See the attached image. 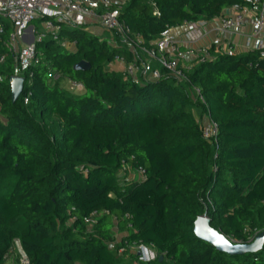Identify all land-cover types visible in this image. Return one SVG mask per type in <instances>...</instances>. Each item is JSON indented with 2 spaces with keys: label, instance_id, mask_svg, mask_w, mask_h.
<instances>
[{
  "label": "trees",
  "instance_id": "obj_1",
  "mask_svg": "<svg viewBox=\"0 0 264 264\" xmlns=\"http://www.w3.org/2000/svg\"><path fill=\"white\" fill-rule=\"evenodd\" d=\"M236 4L244 0H127L120 20L150 47L167 28L212 20ZM61 38L75 49L38 45L28 104L12 99L10 54L0 70V264L16 239L30 264H119L128 253L134 264H264V246L231 256L194 233L204 213L236 243L264 231L260 51L211 45V58L183 69L182 79L162 69L157 81H137L109 69L116 57L134 59L119 35L67 28ZM81 61L90 69L76 70ZM50 69L84 91L52 84ZM210 120L219 130L206 137ZM138 244L166 255L141 262L130 252Z\"/></svg>",
  "mask_w": 264,
  "mask_h": 264
},
{
  "label": "built area",
  "instance_id": "obj_2",
  "mask_svg": "<svg viewBox=\"0 0 264 264\" xmlns=\"http://www.w3.org/2000/svg\"><path fill=\"white\" fill-rule=\"evenodd\" d=\"M124 3H118L115 0H0V70L6 62L7 55L10 54L12 56L11 76L25 78L20 96L23 103L28 104L32 95V92L28 90L32 85L31 68L42 60L38 45L52 40L75 49L76 41L71 42L61 38V33L67 28L88 30L91 24L97 23L103 30L110 33L113 39L115 35H119L134 55L133 61L128 63L124 73L137 81L140 79L157 81L161 77L162 69L182 79L183 69H189L192 66V64L185 65L189 58L194 60V63L211 58L210 46L200 49L184 47L182 41H179L172 33V28L164 30L154 41L153 46H144L141 37L131 32L129 27L120 20ZM155 14L159 13L155 12ZM219 17L221 30L227 32H233L250 17L252 31L246 37V48L247 50L256 48L260 51V57L264 58V0H244V4L232 6ZM33 22L36 24H32ZM184 25L185 36L189 42L199 40L203 36L201 27L205 25V20L188 22ZM138 50L146 56L143 60L139 59ZM232 52V46H224L218 50V53L231 54ZM115 60L124 61V58L116 57ZM49 72L52 84L63 80L70 85L71 91L78 93L84 91L81 83L63 79L62 75L53 69ZM5 80L6 76L0 74V83ZM218 130V124L212 120L203 125V133L206 137L216 136ZM137 174L144 177L145 169L138 168ZM96 215V212L92 213L85 222L88 225L93 224ZM257 234H254L250 241ZM113 247L112 244L111 248ZM14 248L17 254H20V258L17 260L14 258L10 264H30L18 239L14 240ZM130 249L135 251L141 262H151L166 255V252H159L153 244L133 245ZM123 252L124 249L120 248L119 253Z\"/></svg>",
  "mask_w": 264,
  "mask_h": 264
},
{
  "label": "crops",
  "instance_id": "obj_3",
  "mask_svg": "<svg viewBox=\"0 0 264 264\" xmlns=\"http://www.w3.org/2000/svg\"><path fill=\"white\" fill-rule=\"evenodd\" d=\"M115 1H117L118 3H124L127 0H115ZM250 19H251L250 17L247 18L245 23L242 26L238 27L233 32H227L221 30L220 17H216L212 20H205V25L201 27L203 36L199 40L193 42H189L185 36V25L174 27L171 29V31L179 41H182L184 47L200 49L205 46L215 45V52H218L219 48H222L224 46H232L233 49L232 54L244 55L250 51L247 50L246 48V37L252 31ZM88 30L92 34L100 36L102 38H107V39L110 38L109 33L103 30L97 23L91 24ZM66 47L69 50L74 49L72 46L69 45H67ZM138 57L139 59L143 60L146 56L141 51L138 50ZM192 63H194V60L189 58L185 62V65H190ZM127 66L128 63L125 60L124 61L114 60V62L109 64V69L124 72ZM195 116H198V114H196Z\"/></svg>",
  "mask_w": 264,
  "mask_h": 264
},
{
  "label": "water",
  "instance_id": "obj_4",
  "mask_svg": "<svg viewBox=\"0 0 264 264\" xmlns=\"http://www.w3.org/2000/svg\"><path fill=\"white\" fill-rule=\"evenodd\" d=\"M32 30V27H30ZM33 38L31 39V41ZM90 64L81 61L75 65L76 70H89ZM24 77L11 76L9 79L12 99L16 102L24 88ZM194 233L198 239L210 243L218 251L224 252L231 256L243 255L245 253H255L260 251L264 246V231L256 235L253 241L248 243H236L228 238L225 234L211 226V219L204 213L199 215L194 222ZM163 258L161 257L160 260Z\"/></svg>",
  "mask_w": 264,
  "mask_h": 264
},
{
  "label": "rangeland",
  "instance_id": "obj_5",
  "mask_svg": "<svg viewBox=\"0 0 264 264\" xmlns=\"http://www.w3.org/2000/svg\"><path fill=\"white\" fill-rule=\"evenodd\" d=\"M32 24H36V22H33ZM106 34V33H105ZM108 35V34H107ZM109 37H110V35H109ZM65 88H67V89H69L70 88V85H67V83H65L64 81L61 83ZM70 90V89H69ZM74 94H76V95H78V94H80V93H78V92H75V91H72ZM193 93V92H192ZM194 96V99L196 100V94L195 95H193ZM194 112L196 113V114H199L200 113V111L199 110H194ZM54 124L57 126L58 124H59V121L58 120H54ZM135 177H137V175H135L134 173H132V172H130V177H129V175H128V178H135ZM114 235H115V237L117 238V240L119 241L120 240V237H121V233L117 230V229H115L114 230ZM131 251V253H133V254H135V251L134 250H132V249H130ZM14 252H13V254H11V257L9 258V260H7V262H5L4 264H10L11 263V261L15 258V260H17V259H19L20 258V254H17V252H16V249L14 248V250H13ZM129 253L128 254H126L125 256H121V258H120V262H119V264H134V262H132L131 261V258L129 257ZM77 264H79V263H77Z\"/></svg>",
  "mask_w": 264,
  "mask_h": 264
}]
</instances>
